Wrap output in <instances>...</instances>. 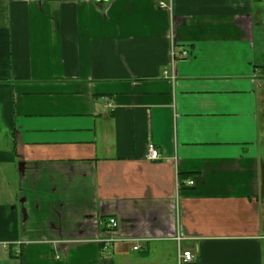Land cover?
I'll return each instance as SVG.
<instances>
[{"label": "crops", "instance_id": "obj_1", "mask_svg": "<svg viewBox=\"0 0 264 264\" xmlns=\"http://www.w3.org/2000/svg\"><path fill=\"white\" fill-rule=\"evenodd\" d=\"M254 1L0 0V264H263Z\"/></svg>", "mask_w": 264, "mask_h": 264}, {"label": "rangeland", "instance_id": "obj_2", "mask_svg": "<svg viewBox=\"0 0 264 264\" xmlns=\"http://www.w3.org/2000/svg\"><path fill=\"white\" fill-rule=\"evenodd\" d=\"M253 13H256V8L262 9L264 8V2L255 0L253 2ZM255 10V12H254ZM261 15L263 18L262 21H260V28L255 26L254 28V39H255V47L256 51L264 54V10L261 11ZM259 84L261 86V98H260V106L258 109V138H259V157H260V173L263 180V188H264V76L259 79ZM264 192V190H263ZM263 197V210H264V194ZM263 264H264V249H263Z\"/></svg>", "mask_w": 264, "mask_h": 264}, {"label": "built area", "instance_id": "obj_3", "mask_svg": "<svg viewBox=\"0 0 264 264\" xmlns=\"http://www.w3.org/2000/svg\"><path fill=\"white\" fill-rule=\"evenodd\" d=\"M158 7L159 9H169L170 7L166 6L164 3L160 2L158 4ZM182 57H186L188 55L187 52H183L182 54ZM146 158L149 160V161H158L160 159V155L158 153V151L156 150L155 146L153 144H149L147 146V152H146ZM186 185L189 186V187H193L194 186V180L193 179H190L186 182ZM107 225L108 227L112 228V229H115L117 227V222L114 220V219H109L107 221ZM175 241L177 243H179L181 241V237L180 236H176L175 237ZM139 248L138 247H134L133 250H138ZM180 260L182 263H188V262H191L193 261L194 259V256L190 253V252H182L179 256Z\"/></svg>", "mask_w": 264, "mask_h": 264}]
</instances>
